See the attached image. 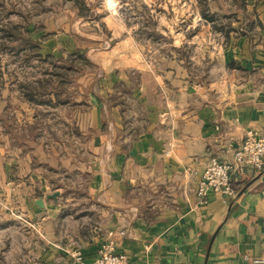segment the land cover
<instances>
[{
	"label": "crops",
	"instance_id": "1",
	"mask_svg": "<svg viewBox=\"0 0 264 264\" xmlns=\"http://www.w3.org/2000/svg\"><path fill=\"white\" fill-rule=\"evenodd\" d=\"M218 1L229 22L204 27L223 35L215 57L199 40L186 56L188 26L167 21L160 30L174 35L155 60L121 51L101 77L52 91L56 135L36 132L42 106L6 96L31 106L19 122L0 118V264H86L105 248L129 264L264 258V167L232 172L231 197L196 195L210 157L264 137V0ZM124 38L119 48L136 47Z\"/></svg>",
	"mask_w": 264,
	"mask_h": 264
},
{
	"label": "rangeland",
	"instance_id": "2",
	"mask_svg": "<svg viewBox=\"0 0 264 264\" xmlns=\"http://www.w3.org/2000/svg\"><path fill=\"white\" fill-rule=\"evenodd\" d=\"M193 1L0 0V111L3 109L0 118L6 122H14L15 118L19 122L23 120L19 113L22 107L29 116L30 104L6 97L20 91L33 101L31 104L42 106L39 124L34 125L36 132L44 137L56 135L48 129L55 120L52 110L47 108L52 106L48 103L52 91L62 93L71 81L85 73L95 79L101 77L121 51L139 53L146 63L155 60L159 48L174 35L160 30L167 21L176 29L188 26L186 56L196 54L192 42L199 40L206 55L215 57L223 38L215 28L229 19L214 15L220 9L218 0H198L204 21L197 25ZM208 24L215 25L212 28L216 31L204 29ZM129 27L132 29L128 34ZM129 35L134 37L136 47L123 49L124 37ZM119 40H124L120 48Z\"/></svg>",
	"mask_w": 264,
	"mask_h": 264
},
{
	"label": "built area",
	"instance_id": "3",
	"mask_svg": "<svg viewBox=\"0 0 264 264\" xmlns=\"http://www.w3.org/2000/svg\"><path fill=\"white\" fill-rule=\"evenodd\" d=\"M264 167V137L256 133L246 134L235 146L229 160L210 157L204 164L196 188V195L202 199L208 192L231 197L236 192L232 172L259 171ZM81 259L79 255L76 256ZM86 264H129L123 253L105 248L93 261ZM248 264H264L261 256H251Z\"/></svg>",
	"mask_w": 264,
	"mask_h": 264
},
{
	"label": "water",
	"instance_id": "4",
	"mask_svg": "<svg viewBox=\"0 0 264 264\" xmlns=\"http://www.w3.org/2000/svg\"><path fill=\"white\" fill-rule=\"evenodd\" d=\"M52 196H54V195L52 194Z\"/></svg>",
	"mask_w": 264,
	"mask_h": 264
}]
</instances>
